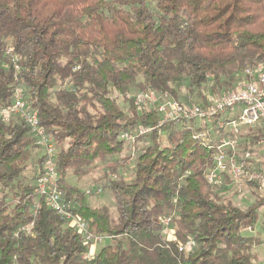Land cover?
Listing matches in <instances>:
<instances>
[{
  "label": "trees",
  "instance_id": "16d2710c",
  "mask_svg": "<svg viewBox=\"0 0 264 264\" xmlns=\"http://www.w3.org/2000/svg\"><path fill=\"white\" fill-rule=\"evenodd\" d=\"M258 64L264 71V0H0V107L23 91L56 142L60 190L72 213L108 237L85 257L81 236L36 193L41 154L34 182L22 181L37 148L28 126L0 120V264H253L264 237L241 231L257 224L264 196L241 207L219 192L228 177L217 187L206 182L219 136L208 149L195 123L167 124L164 144L156 131L143 136L148 143L130 178L108 173L116 167L110 158L137 151L119 133L157 119L153 109L136 110L133 90L204 105L207 94L237 88ZM243 128L242 154L262 141L258 129ZM97 162L107 165L102 190L114 201V218L65 180L67 173L79 180ZM165 216L171 240L159 222ZM28 224L30 232L21 231ZM189 238L195 245L179 251Z\"/></svg>",
  "mask_w": 264,
  "mask_h": 264
},
{
  "label": "built area",
  "instance_id": "2783aa9c",
  "mask_svg": "<svg viewBox=\"0 0 264 264\" xmlns=\"http://www.w3.org/2000/svg\"><path fill=\"white\" fill-rule=\"evenodd\" d=\"M245 73L247 81H242L233 90L207 94L204 105L181 103L167 92L158 93L150 88L138 90L133 96L136 110L143 112L153 109L157 119L153 124H140L120 132L118 139L131 145L133 152L138 138L154 131L160 134L167 124L179 126L193 122L201 128L195 132V137L203 139L208 149L212 147L210 133L219 136L212 154L211 166L205 173V180L210 186H220L228 177L232 185L251 182L258 188H263L264 170L246 166V160L250 158L249 152L246 151L242 156L237 154L241 127L257 128L264 141V71L258 64L246 68ZM15 117L28 126L34 145L41 151L42 167L35 181L38 197L81 236L87 246L85 257L91 258L93 248L103 244L108 237L91 231L86 220L72 213V202L67 200L60 190L56 142L40 123L37 111L24 100L23 91L19 88L14 90L12 102L0 107L2 122H10ZM221 131L226 135L220 136ZM111 178L116 180L118 176L112 174ZM101 192V186L84 190L86 195ZM159 222L163 225L165 237L173 239L174 228L170 225V217H161ZM32 225L22 226L21 231L30 232ZM194 245V240L189 238L178 243V250L187 251Z\"/></svg>",
  "mask_w": 264,
  "mask_h": 264
},
{
  "label": "rangeland",
  "instance_id": "374dc122",
  "mask_svg": "<svg viewBox=\"0 0 264 264\" xmlns=\"http://www.w3.org/2000/svg\"><path fill=\"white\" fill-rule=\"evenodd\" d=\"M137 91L138 90L136 89L133 90L129 96L133 97ZM116 100L124 110L127 109V104L123 101L121 97L116 96ZM253 129L255 131L257 130V128H253ZM245 132H246V128L242 127L239 132V143H238V148H237V151L239 152V154H242L240 148H241V143H243L242 135ZM159 135H160V138H159L160 144H164L167 139L166 130H162ZM210 135L212 138L217 137V135L213 132H211ZM147 143L148 141L143 139V137H141L140 140L136 144L137 151H135L133 156L130 155L129 157L130 150L126 148L119 155L110 158L109 161L116 160V167L114 171L108 173V176L111 177L112 174H116L117 176H123L125 178H130L132 176L133 163L135 160V156L143 148V146ZM244 148L245 150L247 149V151L249 150V153H250L249 160L251 159L254 162L252 168L264 170V155L260 156L259 158H256L258 157L256 149H253L252 147L248 145ZM40 154H41V151L39 149L36 148L32 150L33 156L28 161L27 168L23 172L22 181L24 183L34 182L33 175H34V171L36 170L34 161L38 156H40ZM105 166L107 165L104 162L102 163L97 162L94 170L88 173L87 175H85L84 177L80 178L79 180H77L76 177L73 176L71 173H67L65 177L66 183L78 186L83 192L85 189L91 188L93 186L100 185L102 187L103 183L106 181V178L104 175L107 172V170L106 168H104ZM219 192L222 197H224L225 199H229L233 204L241 206V207H247L254 201L256 196H264V187L263 188L254 187V185L247 184V182H243L240 185H232L228 182L225 184L223 188L219 190ZM86 202L91 207L107 205L110 209L111 217L114 218L116 216L114 201L105 189H103L102 192L99 194L86 195ZM263 219H264V206L261 208L259 212L258 222L253 227V230L244 229L241 231L242 235L244 236L254 235L256 237L260 236V238H263L264 233L260 231V223L262 222ZM106 241L107 240H105L104 243H106ZM100 245L98 244L93 248V254L100 248L99 247ZM253 252L257 254L255 263L256 264L264 263V244H260L257 247H255L253 249Z\"/></svg>",
  "mask_w": 264,
  "mask_h": 264
},
{
  "label": "crops",
  "instance_id": "0c3cea01",
  "mask_svg": "<svg viewBox=\"0 0 264 264\" xmlns=\"http://www.w3.org/2000/svg\"><path fill=\"white\" fill-rule=\"evenodd\" d=\"M252 148L257 150L258 157H256V158H259L260 156L264 155V141H263V139L259 144L252 146ZM262 264H264V263H262Z\"/></svg>",
  "mask_w": 264,
  "mask_h": 264
}]
</instances>
